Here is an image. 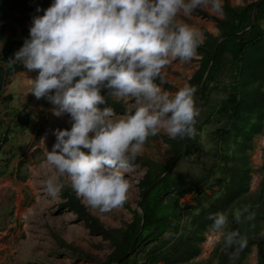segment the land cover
<instances>
[{"label":"clouds","instance_id":"obj_1","mask_svg":"<svg viewBox=\"0 0 264 264\" xmlns=\"http://www.w3.org/2000/svg\"><path fill=\"white\" fill-rule=\"evenodd\" d=\"M224 0H52L35 15L22 47L11 63L37 71L31 93L46 98L53 115L70 118L69 128L52 130L45 164L58 175L45 181L58 196L71 186L88 205L108 212L128 199L127 174L150 136L171 139L196 134V88L184 84L174 93L163 90L164 69L172 62L197 58L204 31L179 19L194 10L224 15ZM37 12L41 11L38 6ZM110 89L107 94L103 89ZM134 101L124 114L109 99ZM44 144V139H41ZM235 219H253L247 206ZM212 234L226 246H246L238 230L227 231L228 216L211 214Z\"/></svg>","mask_w":264,"mask_h":264},{"label":"trees","instance_id":"obj_2","mask_svg":"<svg viewBox=\"0 0 264 264\" xmlns=\"http://www.w3.org/2000/svg\"><path fill=\"white\" fill-rule=\"evenodd\" d=\"M51 3L52 0H0V108L6 110L8 118L6 122L0 120V158L4 146L10 144L16 135L26 132L31 123V114L27 108H15V94L7 91L13 77L27 70L20 63L13 64L10 60L14 59L25 39L29 38L33 16L43 15V10ZM260 3L262 4L254 23V10ZM38 6L41 8L40 12L36 11ZM223 6V19L214 18L220 35L214 37L206 33L207 39L198 49V56L201 58L199 68L189 81L196 88L197 104L202 82L213 63L199 104L196 134L190 145L183 153L187 136L171 139L158 134L155 137L161 138L168 145L172 161L155 163L136 159L137 163H144L147 167L146 174L138 184L141 212L139 209L131 210L132 220L125 227L118 230L107 229L90 217L69 187L64 186L62 189L64 197L69 201L63 208L77 212L86 220L93 233L112 242L114 250L107 261L101 264L189 262L201 254L200 243L206 241V234L211 231L210 225L213 223L209 216L218 212L226 214L230 205L243 201L254 213V218L239 222L231 220L230 229L238 230L247 243L243 248L233 245L227 250V254L231 264H242L253 253H256L257 264H264V178L258 192L250 195V173L255 171L250 167L247 152L255 148L254 137L264 134V0L241 8H234L224 0ZM223 38L224 41L220 42ZM156 82L160 83V80ZM110 105L114 110H125L119 104ZM208 125L213 130V155L217 157L219 153L222 154L221 158L227 163L224 172L219 174L228 172L233 180L231 188L214 201L208 191L225 180L220 177L215 184H208V178L215 176L218 165H212L206 176L194 173V168L190 173L181 168V164L190 159L197 149L198 133ZM37 135L40 138L41 132ZM230 141H234L241 157L234 154L237 158L232 161L239 162L240 166L228 165L231 161L227 153ZM9 152V162L6 170L0 171V179L7 175L11 161L18 155L11 150ZM179 157L176 167L143 197ZM24 165L25 162L21 159L19 169ZM187 196H192L196 204L184 203L183 199ZM86 258L90 260L89 257Z\"/></svg>","mask_w":264,"mask_h":264},{"label":"rangeland","instance_id":"obj_3","mask_svg":"<svg viewBox=\"0 0 264 264\" xmlns=\"http://www.w3.org/2000/svg\"><path fill=\"white\" fill-rule=\"evenodd\" d=\"M227 1L232 7L241 8L258 0ZM223 16L214 14L207 9L198 8L190 16L185 17L181 14L179 19L201 28L205 33V42L206 33L214 37L220 35L214 18L223 19ZM18 33H20V29H18ZM1 49L2 45L0 44V51ZM200 60L201 58L198 56L191 61L180 62L177 60L170 63L164 69L163 81L157 83L161 84L163 90L174 93L184 84H189L199 68ZM36 75L37 71L29 72L27 70L20 73L13 77L12 83L7 88L9 93L15 94L13 106L17 109L27 108L31 114V123L26 132L16 135L10 144L4 146L0 158V171H4L11 155L9 151L18 154L11 161L9 170L7 168V175L0 179V264L104 263L114 250L112 242L102 235L93 233L86 220L82 219L77 212L63 208V205L69 202L64 197L63 190L58 196L53 197L46 189L45 181L48 177L58 175L54 169L45 164L46 148L50 151L55 142L52 130L69 128L71 122L67 114L61 117L53 115L51 111L53 105L46 98L37 99L30 92ZM110 91L107 88L102 90L104 94ZM112 103L121 105L125 110L122 112L121 110L115 111L120 112L118 114H124L127 104H134V101L126 102L119 98H111L108 106H111ZM1 119L5 122L8 120L6 110L2 108H0ZM39 132H41L40 138L37 135ZM212 132L213 130L208 125L198 133L197 149L192 153L190 159L181 164V168L188 173L194 168V173L206 176L212 165L217 164L215 176L208 178V184H215L220 177L225 180L221 185L219 184L220 186L216 184L212 190L208 191L214 201L231 188L233 180L228 172L219 174L224 172L227 163H224L221 158L222 154L219 153L217 157L213 155ZM159 135L168 137L164 132L159 133ZM41 139H44V144ZM253 144L255 148L247 151L251 162L250 167L255 171L250 173V195L258 192L264 178V134L256 135ZM227 147L228 156L231 158L228 163L229 167L240 166L239 162L232 161L233 158H237L234 157V154L240 157L234 141H230ZM137 158L145 162L153 161L155 163L171 162L173 159L169 154L168 145L161 138L155 136L148 138L143 153ZM21 159L25 165L19 169L18 164ZM134 164V169L127 174L132 185L127 201L121 207L108 212H102L98 208L88 205L72 188L70 178L60 176L59 182L70 188L92 219L107 229L118 230L132 220L130 211L138 209L140 200L138 184L147 172L144 163L135 161ZM183 202L190 205L196 204L192 196L185 197ZM247 205L245 201L236 202L226 210V215H230L227 231L231 230V220L236 221L235 210ZM262 233H264V225ZM210 240H212V245L207 248V243ZM200 246L202 250L198 257L181 264L232 263L227 254L230 247L226 246L223 239L212 234L211 231L206 234V241L200 243ZM86 257H89L90 260ZM242 264H257L256 253L247 257Z\"/></svg>","mask_w":264,"mask_h":264},{"label":"water","instance_id":"obj_4","mask_svg":"<svg viewBox=\"0 0 264 264\" xmlns=\"http://www.w3.org/2000/svg\"><path fill=\"white\" fill-rule=\"evenodd\" d=\"M263 3V2H262ZM262 3H260L256 8H255V10H254V14H253V20H254V23L256 22V14H257V11H258V9H259V7L261 6V4ZM222 41H224V38L223 39H221V41L220 42H222ZM212 69H213V63L210 65V67H209V69H208V71H207V73H206V75H205V77H204V80H203V82H202V85H201V88H200V91H199V96H198V101H197V107L199 108V104H200V100H201V96H202V93H203V90H204V87H205V85H206V83H207V80H208V78H209V76H210V74H211V72H212ZM196 121H197V119H196ZM192 137L193 136H191V137H188L187 138V141H186V143H185V145H184V148H183V153L186 151V149L188 148V146L190 145V143H191V140H192ZM179 160H180V157L174 162V164H173V166L171 167V169L168 171V172H166L155 184H153L145 193H144V195H143V197L145 196V195H147L149 192H151L154 188H156L166 177H167V175L170 173V171L171 170H173L175 167H176V165L178 164V162H179ZM138 209H139V211L141 212V209H140V202L138 203Z\"/></svg>","mask_w":264,"mask_h":264},{"label":"bare ground","instance_id":"obj_5","mask_svg":"<svg viewBox=\"0 0 264 264\" xmlns=\"http://www.w3.org/2000/svg\"><path fill=\"white\" fill-rule=\"evenodd\" d=\"M212 245V240H210L208 243H207V248H210Z\"/></svg>","mask_w":264,"mask_h":264}]
</instances>
